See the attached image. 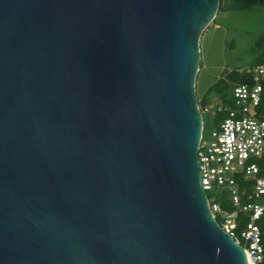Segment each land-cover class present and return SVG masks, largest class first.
I'll return each mask as SVG.
<instances>
[{
  "label": "water",
  "instance_id": "obj_1",
  "mask_svg": "<svg viewBox=\"0 0 264 264\" xmlns=\"http://www.w3.org/2000/svg\"><path fill=\"white\" fill-rule=\"evenodd\" d=\"M219 1L0 0V264H248L199 179Z\"/></svg>",
  "mask_w": 264,
  "mask_h": 264
},
{
  "label": "built area",
  "instance_id": "obj_2",
  "mask_svg": "<svg viewBox=\"0 0 264 264\" xmlns=\"http://www.w3.org/2000/svg\"><path fill=\"white\" fill-rule=\"evenodd\" d=\"M236 72L245 81L230 84L211 108L204 106V113L217 121L206 136L202 127L199 179L213 219L244 250L247 261L264 264L258 224L264 216V115L257 111L264 99V63ZM210 192L216 197L208 198ZM223 202L233 210H224Z\"/></svg>",
  "mask_w": 264,
  "mask_h": 264
},
{
  "label": "rangeland",
  "instance_id": "obj_3",
  "mask_svg": "<svg viewBox=\"0 0 264 264\" xmlns=\"http://www.w3.org/2000/svg\"><path fill=\"white\" fill-rule=\"evenodd\" d=\"M199 68L195 81V95L203 120L204 135H208L217 120H212L204 106H212L219 94L212 86L236 70L256 65L264 56V9L249 12H233L228 2L219 4L213 22L199 40ZM264 115V103L257 109ZM215 198V192L207 194Z\"/></svg>",
  "mask_w": 264,
  "mask_h": 264
},
{
  "label": "trees",
  "instance_id": "obj_4",
  "mask_svg": "<svg viewBox=\"0 0 264 264\" xmlns=\"http://www.w3.org/2000/svg\"><path fill=\"white\" fill-rule=\"evenodd\" d=\"M224 1L228 2L230 10H232L233 12H249L255 9H264V0H220L219 4H221ZM257 61L258 62H256V65L254 66L264 63V56H262L260 59L258 58ZM227 78L230 84L242 83L245 81L244 76L238 74L236 71L231 72L227 76ZM230 84H227L225 80H220L212 86L211 90L219 94L220 98H223L226 92L229 90ZM263 103H264V99L262 100V104ZM222 208L226 211L233 210L232 207L227 202L222 203ZM244 221H245L244 218H242L239 226H242ZM258 224L260 226L262 243L264 246V216L260 219Z\"/></svg>",
  "mask_w": 264,
  "mask_h": 264
},
{
  "label": "bare ground",
  "instance_id": "obj_5",
  "mask_svg": "<svg viewBox=\"0 0 264 264\" xmlns=\"http://www.w3.org/2000/svg\"><path fill=\"white\" fill-rule=\"evenodd\" d=\"M248 264H252L250 261H248Z\"/></svg>",
  "mask_w": 264,
  "mask_h": 264
}]
</instances>
